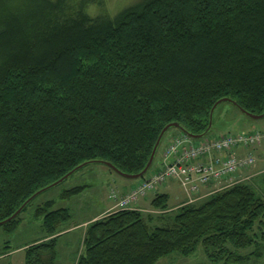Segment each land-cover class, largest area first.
Instances as JSON below:
<instances>
[{"label": "trees", "instance_id": "16d2710c", "mask_svg": "<svg viewBox=\"0 0 264 264\" xmlns=\"http://www.w3.org/2000/svg\"><path fill=\"white\" fill-rule=\"evenodd\" d=\"M102 4L0 0V221L81 163L139 173L167 124L201 134L221 98L264 111V0H137L112 17L88 12ZM225 105L240 112L223 103L214 115ZM260 184L264 195V172ZM35 199L1 228L14 231ZM150 204L161 224L138 208L89 223L75 264H156L199 246L213 264H244L264 251V196L249 182L175 212L166 193ZM54 205L34 208L45 239L26 246L25 264H56L71 214Z\"/></svg>", "mask_w": 264, "mask_h": 264}, {"label": "rangeland", "instance_id": "374dc122", "mask_svg": "<svg viewBox=\"0 0 264 264\" xmlns=\"http://www.w3.org/2000/svg\"><path fill=\"white\" fill-rule=\"evenodd\" d=\"M135 1L137 0H103V4L101 7L90 5L88 7V12L91 15L105 13L112 17L125 7L134 3ZM252 130L264 131V117L258 120L250 119L249 117H245L241 112H238L230 106L225 105L219 109L217 114L214 115L212 129L206 137L207 139H212L227 133L244 134V132ZM248 151H250L255 157L254 165H252L248 169H244L239 172L238 175L231 181L227 182L223 180V182L221 183L208 185L207 188H210V191L207 193V196L200 197L193 204H196L208 197L210 192L219 189L218 186L223 187L224 185H231V183L233 184L235 182H249L250 184H252V186H254L257 195L263 197L264 195L261 188L260 179L262 173L264 172V145L258 146ZM159 163L160 165H162L161 146L157 151L155 160L151 166V169L149 170V172H147V175L153 169H155L156 165ZM115 178L120 182L134 183L138 181V179H125L122 176H119L115 172L111 171L107 166L94 163L76 171L61 184L39 194L36 199L34 198L35 201L33 202V205L29 207L26 212L23 213L21 217L22 219L19 222V226L16 230L12 232H6L3 230V228L0 227V256L4 255V253L8 254L10 253V251H12L11 254L0 257V264H25L24 250L18 247L27 239H31L41 234V219L39 217H35L34 215V208L36 205L43 204L48 200H54V208L64 207L69 209V212L71 214L69 226L78 225L81 219L88 217L91 213L103 210L106 207L107 201H109V188L111 186L118 185L115 181H113ZM172 182L173 183L171 187L173 193L171 192L170 197L168 198V207L171 212H175V210L178 209L180 206L187 205L183 202L182 204L178 205L177 208H174L176 203L175 199L177 201L178 197H182L183 194L186 196V191L183 189L182 186H180L178 182ZM76 186H85V189L81 194L73 198H70L68 200L61 199L60 195L65 190ZM161 186H159V188H161L160 192H164V184H162ZM219 190H221V188ZM153 195L154 192L149 193L146 203L147 205L145 208H143L142 212L143 214H151L153 216V220H151L150 223L161 224L163 220L155 218V215H159L161 211L159 209H154L150 204ZM91 198L93 199V202L91 206H89V201L91 200ZM187 202L189 201L187 200ZM83 203L85 204V207L82 209L81 204ZM81 228L82 226H78L76 228V231L57 242L58 255L56 264H74L79 254V251L81 252L82 250V240L80 236L82 233ZM253 249L254 248L251 247L238 251L241 255H244L250 254ZM156 264L213 263L208 260V258L204 254L202 247L199 246L193 254L187 257L174 253L162 258ZM244 264H264V251H261V257H251V259Z\"/></svg>", "mask_w": 264, "mask_h": 264}, {"label": "built area", "instance_id": "2783aa9c", "mask_svg": "<svg viewBox=\"0 0 264 264\" xmlns=\"http://www.w3.org/2000/svg\"><path fill=\"white\" fill-rule=\"evenodd\" d=\"M264 143V134L253 131L246 134H225L217 138L191 142L183 134L175 135L162 152L163 168L140 180L128 191L115 186L109 189V200L115 209L132 208L139 198L168 181H177L186 191L188 203L196 200L201 188L211 184L231 181L239 172L255 163L251 153L238 156L233 149H252ZM236 184L231 183L221 188ZM217 189V190H219Z\"/></svg>", "mask_w": 264, "mask_h": 264}, {"label": "water", "instance_id": "95a60500", "mask_svg": "<svg viewBox=\"0 0 264 264\" xmlns=\"http://www.w3.org/2000/svg\"><path fill=\"white\" fill-rule=\"evenodd\" d=\"M223 103H228V104H232L233 106L237 107L238 110L245 116L254 119V120H258L264 117V111L261 114H252L250 112H248L247 110L239 107L236 103V101L232 100L231 98H221L219 99L217 102H215V104L212 106L211 110H210V114H209V122H208V126L206 128V130L204 132H202L201 134H192L190 133L188 130H186V128L178 123V122H172L167 124L160 132L159 136L157 137V140L153 146V149L151 151V154L149 156V159L145 165V167L137 174H128V173H124L122 172L120 169H118L117 167H115L113 164L106 162V161H101V160H92V161H87L84 163L79 164L78 166H76L75 168H73L72 170H70L68 173H66L64 176H62L60 179H58L57 181L53 182L52 184L38 190L37 192H35L33 195H31L29 198H27L22 204L21 206L8 218L0 221V227L10 223L12 220L16 219V217H18L20 215V213L23 211V209L34 199L36 198L39 194L43 193L44 191L51 189L59 184H61L63 181H65L68 177H70L72 174H74L76 171L84 168L87 165L90 164H94V163H98V164H102L107 166L108 168H110L113 172H115L116 174H118L119 176H122L125 179H131V180H135V179H140L142 177H144V175L147 173V171L149 170V168L151 167L156 153L158 151V148L161 144V141L165 135V133L170 130V129H179L183 134H185L186 136H188L190 139L193 140H198V139H202L204 137H206L209 132L212 129L213 126V115H214V111L216 109V107L220 104Z\"/></svg>", "mask_w": 264, "mask_h": 264}, {"label": "crops", "instance_id": "0c3cea01", "mask_svg": "<svg viewBox=\"0 0 264 264\" xmlns=\"http://www.w3.org/2000/svg\"><path fill=\"white\" fill-rule=\"evenodd\" d=\"M236 153L239 154V155H242L243 152H242V150H237ZM161 167L162 166L159 163V164L156 165L155 170H158ZM113 181H115L118 184V186L120 187V190L121 191H126L130 187H132L133 185H135L134 183L120 182L116 178ZM172 183L173 182L171 181V182H167L166 184H164L163 188H164L165 191L164 192H161V193H166L168 195V198L170 197V193L171 192L173 193V190H172V187H171ZM160 190H161V188H158V192H160ZM209 191H210V188H207V187L201 188V191H200L201 197L206 196ZM147 198L140 199L138 201V204L137 205H138V207L141 210H143V208L146 207V205H147L146 204L147 203ZM185 200H186V196L184 194L182 195V197H178L177 201L175 199V202L176 203H175V207L174 208H177V206L180 205V204H182L183 202H185ZM92 202H93V199L91 198V200L89 201L90 205L88 203L87 204L89 206H91ZM81 206H82V209H83L85 207V204L83 203V204H81ZM112 206H113L112 203H110L109 201H107V205H106V207L103 210H99V211H96L94 213H91L88 217H85V218L81 219V221H80V223L78 225H71V226H69V228H67V230L60 235V237L58 238V241L61 240V239H63L64 237H67L68 235H70L74 231H76L77 230L76 228L78 226H82V228H81L82 229V233H81L80 236H81V240H83V236H84V232H85L86 226L89 223L93 222L94 220L101 218V216L103 217L104 215H106L107 213H109L111 211ZM170 209H172V208H170ZM18 226H17V228H18ZM44 239H45V236H44L43 231L41 229V234L40 235H37V236H35V237L31 238V239H27L18 248H21V249L24 250L26 248V246L31 245V244L36 243V242H39V241H42ZM11 253H12V251H10V253H8V254H11ZM8 254L1 255L0 257L7 256ZM79 254H80V251H79ZM74 264H75V262H74Z\"/></svg>", "mask_w": 264, "mask_h": 264}]
</instances>
